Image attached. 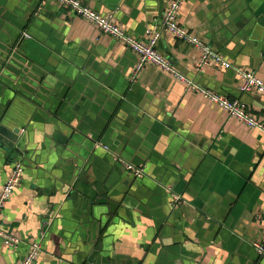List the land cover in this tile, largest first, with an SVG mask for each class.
Segmentation results:
<instances>
[{"label": "crops", "instance_id": "obj_1", "mask_svg": "<svg viewBox=\"0 0 264 264\" xmlns=\"http://www.w3.org/2000/svg\"><path fill=\"white\" fill-rule=\"evenodd\" d=\"M80 1L139 40L160 29L171 2ZM179 20L264 81V0H185ZM157 48L264 123V95L242 94L233 69L202 66L201 52L168 32ZM136 62L71 11L0 0V118L29 135L31 157L0 219L22 244L0 238V264H20L36 241V264H264L252 246L264 240V133L153 65L132 84ZM13 161L0 154V191Z\"/></svg>", "mask_w": 264, "mask_h": 264}, {"label": "built area", "instance_id": "obj_2", "mask_svg": "<svg viewBox=\"0 0 264 264\" xmlns=\"http://www.w3.org/2000/svg\"><path fill=\"white\" fill-rule=\"evenodd\" d=\"M42 3H53L58 7L71 11L79 18L96 26L101 33L116 39L128 50L133 52L137 56V62L130 78L132 84L138 81V78L147 65H153L172 76L180 83L186 85L188 91H193L196 94H199L202 98L227 112L230 117L241 121L251 129L259 130L264 133V123L253 117L240 100H231L217 92H212L198 86L179 72L169 59L158 50L157 45L162 33L168 32L178 41L186 43L199 50L202 54V66H208L213 63L227 70L233 69V66L225 58L219 53H216L205 41L190 33V31L180 23V12L185 0H171L162 20L160 21V29H148L146 31V40H139L131 36L114 21L113 17L100 14L80 0H42ZM24 36L30 38L27 34H24ZM233 70L240 80L241 84L239 88L242 94L258 93L264 95V81L260 79L255 72L240 68H235ZM96 147L110 152V149L107 146L100 143H98ZM113 158L120 162L125 170L135 178L141 179L146 176V170L144 168L128 163L117 155H113ZM24 172L25 166L22 162L14 163L5 186L0 191V219L3 217L7 203L12 198L16 189L21 185ZM168 190L172 193L173 208L179 206L183 202L182 197L173 193L171 189ZM0 238L4 244L10 248L18 249L22 244L20 239L12 236L8 231L2 228H0ZM252 246L258 255L264 259V240L253 243ZM41 250L42 245L40 241L30 243L28 252L20 264H36L40 257Z\"/></svg>", "mask_w": 264, "mask_h": 264}, {"label": "water", "instance_id": "obj_3", "mask_svg": "<svg viewBox=\"0 0 264 264\" xmlns=\"http://www.w3.org/2000/svg\"><path fill=\"white\" fill-rule=\"evenodd\" d=\"M23 38V41L30 39L25 36ZM8 116L9 115L7 114L0 118V154L4 155L7 159L11 158L14 160V163L22 162L25 166L26 163L24 162V158H31L30 154L27 153L29 150L26 149L30 137L29 135L22 133L21 128H12V126L8 125L6 123Z\"/></svg>", "mask_w": 264, "mask_h": 264}]
</instances>
